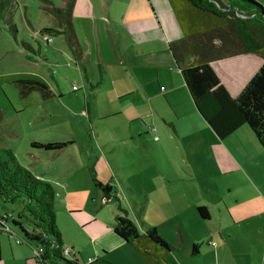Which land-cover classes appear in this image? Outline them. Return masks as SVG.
<instances>
[{
	"label": "rangeland",
	"instance_id": "obj_1",
	"mask_svg": "<svg viewBox=\"0 0 264 264\" xmlns=\"http://www.w3.org/2000/svg\"><path fill=\"white\" fill-rule=\"evenodd\" d=\"M82 1L75 0V4ZM90 1L94 2L98 14L109 8L112 20H115L116 9H121L119 4H110L109 0ZM218 1L232 4L230 0ZM255 1L264 5V0ZM67 2L15 0L0 20V147L11 149L22 166L52 184L56 224L64 247L74 246L80 252L81 263L96 259L91 232L107 231L117 215L125 212L141 233L155 227L171 248L179 246L168 256L169 264H252L257 256L242 253L245 246H249L247 225L264 223V215L258 213L237 222L225 203L232 204L238 218L250 214V206L263 207V199L259 198L264 192L263 152L252 130L244 127L250 137L242 141L241 154L229 157L223 153L221 158L217 155L218 149H209L203 154L194 143L181 145L176 140L177 157L171 145H156L155 136L159 138L160 131L143 136L141 146L128 137L117 143L118 118H96L94 109L100 106L91 96L90 85L86 88L84 74L76 67L79 61L68 46ZM75 4L72 22L75 19L79 27L85 28L84 14L78 11L84 6L79 3L76 8ZM126 7L127 3L124 9ZM90 74L94 75L93 70ZM25 79L45 82L51 95L45 98L39 90L28 91L24 87L27 84L22 83ZM97 82L98 79L93 82L94 86ZM75 83L80 86L79 90L73 89ZM154 102L156 121L151 126L156 130L162 127L170 130L162 114L156 112L159 108L170 118V105L157 98ZM87 106L94 110L92 114L85 113ZM34 142H62L66 146L46 150L33 146ZM225 168L234 170L225 174ZM173 170H178L185 179L173 183L170 178ZM94 174L98 181L113 186L108 200L95 186ZM230 186L232 191L228 192ZM234 198L239 202L235 204ZM195 199L200 206L209 208L212 216L209 221H203L193 212ZM21 209L20 203L0 200L1 217L7 213L17 214ZM82 215L89 216L86 223L80 220ZM178 224L184 225V237ZM220 224L225 229V238L213 232ZM9 226L14 231L12 236L0 234V264H37L34 249L37 244L18 243L25 239L24 233L12 223ZM209 238L214 240V246L206 244ZM193 242L201 244V254L188 258L185 253L191 250ZM66 257L75 258L73 253ZM107 260L105 264H147L130 243L110 253Z\"/></svg>",
	"mask_w": 264,
	"mask_h": 264
},
{
	"label": "crops",
	"instance_id": "obj_2",
	"mask_svg": "<svg viewBox=\"0 0 264 264\" xmlns=\"http://www.w3.org/2000/svg\"><path fill=\"white\" fill-rule=\"evenodd\" d=\"M208 1L214 3L217 8L222 4L224 9L221 11L228 20L223 19L224 24L218 25L217 21L212 24L205 21V18L199 17L202 29L189 34L183 30L170 0H147V3L143 0H128V2L109 0L110 4L116 2V5L121 6V9H116L115 20L111 19L109 8L99 11L101 14L96 13V7L92 4L94 2L90 0L75 4L76 8L79 3L84 6L78 11L84 14L82 20L85 21L83 28L79 27L75 19L73 20L83 50V57L76 63V67L83 72L84 82L86 85L88 83L86 88L90 85L91 96L94 97L97 106H100L99 109H94L96 118L107 119L115 116L118 118L115 124L116 129H119L117 143L128 137L137 140L141 146L143 136L160 131L158 141L154 140L156 145L161 147L171 145L177 157L179 150L176 140L181 145L185 142L194 143L203 154H207L209 149H218L217 155L220 158L223 153L230 157L244 151L242 141L250 137L244 129L247 125H242L224 139L219 138L197 111L181 72V69L189 63L208 62L217 72L230 95L236 97L264 64V58L251 46L250 33L244 30V24L240 22V19H247V16L241 13L229 14V9L234 7L233 4ZM126 3L127 7L124 9ZM146 4L150 5L149 9ZM197 27L195 23V28ZM90 70H93V76ZM97 79L98 82L94 86L93 82ZM39 91L45 98L51 95L50 92L47 97L42 90ZM154 98L165 105L166 102L170 105L172 109L170 118H167L159 108L156 109L158 115L162 114L170 130L166 127L157 128L156 131L150 130L151 123L156 121ZM94 110L87 106L85 113L92 114ZM249 130L251 131L250 128ZM251 133L253 134L252 131ZM252 136L255 138L254 134ZM107 142L110 144L112 141ZM257 144L259 150L263 152L261 175L264 179V148L258 142ZM232 170L234 169L225 168L223 173L228 174ZM171 175L173 183L185 179L178 170H173ZM194 176L195 172L190 174V177ZM228 189V192L232 191L231 186ZM158 190L161 191V187ZM259 198L263 199V207L250 206V214L243 215V218L236 216L235 208L230 202L225 201V203L232 210L233 220L240 222L246 218H253L258 213L264 215V192ZM234 201L236 204L239 199L234 198ZM201 206L196 199L193 200V212H196L203 221H209L212 217L209 208L205 206L208 209V217H203L198 211V207ZM80 220L86 223L89 216L82 215ZM113 223L105 232H91L93 244L91 245L94 246V253L98 257L89 258L88 263L80 262L81 264L108 263L110 253L121 250L130 243L115 234ZM177 228L184 237V225L178 224ZM247 229L246 243L248 242L249 246H245L242 253L257 256L252 264H264V223L257 226L249 224ZM214 230L213 232H219L220 236L225 238L222 224ZM213 243L214 240L210 238L206 241L208 246H214ZM194 244L198 245L196 254H192ZM71 248L76 251L74 246ZM178 249L179 246L173 247L168 256ZM76 252L80 254L79 251ZM185 254L188 258L198 257L201 254V244L193 242L191 250ZM100 258L101 263L98 262ZM142 260L144 261L143 258Z\"/></svg>",
	"mask_w": 264,
	"mask_h": 264
},
{
	"label": "trees",
	"instance_id": "obj_3",
	"mask_svg": "<svg viewBox=\"0 0 264 264\" xmlns=\"http://www.w3.org/2000/svg\"><path fill=\"white\" fill-rule=\"evenodd\" d=\"M14 1L0 0V20ZM170 1L187 34L202 29L199 17L205 18V21L212 24L217 21L218 25L224 24L223 19L228 20L221 11L224 9L222 4L217 8L208 0ZM230 1L234 7L230 8L228 13L233 15L241 13L247 16V19H240V22L244 24V30L250 33L253 50L264 58V5L255 0ZM74 4L75 0L67 2L65 35L72 54L80 61L83 50L72 22ZM12 27L15 29L14 25ZM24 44L30 47L29 44ZM181 72L197 111L219 138L224 139L242 125H247L259 145L264 148V64L236 97L230 95L228 89L221 83L219 75L208 62L189 63L181 69ZM22 83L27 84L24 87L28 91L39 89L47 97L50 94L48 85L43 81L25 79ZM33 146L46 150H60L66 146V143L34 142ZM93 182L108 200L113 186L98 181L95 174ZM54 199L55 190L50 182L35 177L29 169L21 165L11 149L0 147V200L3 203H20L22 207L17 214L7 213L0 216V226L9 223L18 226L25 236V239L19 243L34 242L37 244L35 250L43 248V252L35 256L37 264H81L76 251L72 252L74 259H69L64 253L62 233L56 224ZM198 211L201 216L208 217V209L205 206L198 207ZM113 230L116 235L130 242L147 264H169L167 256L172 248L159 236L157 228L149 227L141 233L124 212L117 215ZM8 234L12 235V233ZM197 252L198 245L194 244L192 254Z\"/></svg>",
	"mask_w": 264,
	"mask_h": 264
},
{
	"label": "built area",
	"instance_id": "obj_4",
	"mask_svg": "<svg viewBox=\"0 0 264 264\" xmlns=\"http://www.w3.org/2000/svg\"><path fill=\"white\" fill-rule=\"evenodd\" d=\"M73 88H74V89H78L76 83H75V85L73 86ZM150 130H151V131H156L155 126H151V127H150ZM155 139H158V137L155 136ZM0 229H1L4 233H12V235L14 234L13 231L11 230V228H10L9 225L3 224L2 226H0ZM12 235H11V236H12ZM19 242H20V241H18V243H19ZM213 244H214V243H213ZM42 252H43V248H39L38 250H35V253H36L37 256L40 255ZM72 252H74V250H73L72 248H70V247H64V253H65L66 255H68V254H70V253H72Z\"/></svg>",
	"mask_w": 264,
	"mask_h": 264
},
{
	"label": "flooded vegetation",
	"instance_id": "obj_5",
	"mask_svg": "<svg viewBox=\"0 0 264 264\" xmlns=\"http://www.w3.org/2000/svg\"><path fill=\"white\" fill-rule=\"evenodd\" d=\"M104 195V194H103Z\"/></svg>",
	"mask_w": 264,
	"mask_h": 264
}]
</instances>
